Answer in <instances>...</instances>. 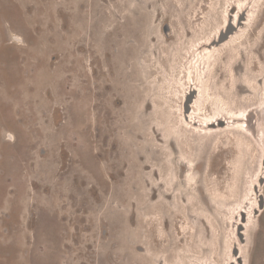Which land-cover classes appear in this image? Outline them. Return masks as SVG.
I'll return each instance as SVG.
<instances>
[{"label": "rangeland", "instance_id": "374dc122", "mask_svg": "<svg viewBox=\"0 0 264 264\" xmlns=\"http://www.w3.org/2000/svg\"><path fill=\"white\" fill-rule=\"evenodd\" d=\"M233 1L0 0V264H203L218 258L223 237L233 248L234 215L229 222L222 202L213 207L212 199L181 187L182 145L171 140L160 109L165 98L163 107L178 115L189 67L203 66L205 49H194L225 26ZM261 26L242 49L237 78L227 77L247 107L264 91V18ZM250 59L254 71H247ZM249 111L245 122L258 145L238 138L232 172L233 149L212 155L216 141L203 161L190 154L201 163L195 178L205 193L210 180L226 186L234 175L236 214L252 211L256 195H247V185L264 176L256 164L264 114ZM261 200L246 264H264V185ZM208 215L219 233L213 255ZM153 221L164 228L162 239ZM181 228L191 231L189 246ZM149 232V243L136 234Z\"/></svg>", "mask_w": 264, "mask_h": 264}, {"label": "bare ground", "instance_id": "6f19581e", "mask_svg": "<svg viewBox=\"0 0 264 264\" xmlns=\"http://www.w3.org/2000/svg\"><path fill=\"white\" fill-rule=\"evenodd\" d=\"M199 1L200 0H198V2ZM234 1H236V3H230L231 8H229L230 9L228 10L229 12L225 10L227 12L226 16H224L225 17L224 22L226 23L225 26H223L224 24L222 22L220 29L216 32V36L214 35L215 37L214 38L212 37L213 39L211 41L210 38L209 40L202 42L198 48L194 49V50L197 49L199 50L202 47L205 49V51L202 54L203 58L200 62H202L201 64L203 66H206V69L205 71H202V69L199 68L200 65L197 64V62L196 63L193 62V64H191V66L189 67L190 70H192L193 67L194 72L191 74V77H189L190 79L188 80L189 82L188 88L184 87L183 88L184 93L182 91H181L182 93L180 92L181 93L180 95L182 96H180L181 101L179 102V104L177 103L179 106L177 108L179 110L178 115L174 116V114H170L169 110H167L166 107H163V102L165 101V100L163 101V99L165 98H163L162 101L160 100L161 101L160 109L162 113L161 122H163L164 120L169 125V128L172 132L170 136L171 140L175 141L177 144L182 145L181 150L183 157L180 162L181 172H182L181 187H184L183 190L185 191V193H186L185 189L191 190L192 187L193 193H198V195L200 193L204 200L207 198L208 200L209 199H212V201L214 200L213 202L210 200L213 207L216 205L215 204L216 202L219 205H221L222 202V204L226 206L224 211L226 210V214L229 222L231 221L233 215L235 217L234 219L235 222L233 221V224L231 226L232 227L231 230L233 231V233H235L232 236L233 237L232 239L235 240L233 241V248H232V244L230 246L228 243L226 244L227 237H223V239H220L221 250L218 251L217 253L218 258L209 259V262H205L203 264H246L248 262V252H247L248 242L251 237V234L253 233V227L250 228L251 225H253L251 223L253 219L251 218L252 217L254 218L255 214L257 213V210L261 209L262 207L261 197L263 195L264 176H259L260 178L258 179L259 181L258 183L256 181L254 182L253 181L254 176H251L253 178H251V182H249L248 183L249 185H247L249 191L247 192V195H249L250 192L252 196H254V194L256 195L255 197L256 204L252 208V211L251 208L249 207L246 211L241 209L236 214V211L234 210L235 206L233 207L234 208L233 210L235 212L232 211L231 206L234 205L233 202H234L235 194L237 195L240 192L239 189L236 188L232 190L234 175L232 174V178H231L232 181L229 182V184L226 186H222V185L220 186L218 183L216 186V183L210 180L209 184L211 183V186L205 188L207 189V192L205 193L203 186H201V184H199L198 180L195 178V172L197 170L201 171L202 169L201 163H196L195 159H193V157L190 156L191 153L195 152L196 156L201 157L200 159L201 161H203L205 155L208 154L210 147L216 141V145L214 146L212 155L216 154L218 150L223 147L229 149L230 151L233 149L234 152L233 156L229 160L230 162L229 169L232 172L233 171L232 169H234L235 167L234 165L236 162V157L239 158V152H241L240 149L238 148L239 146L237 142L239 141L238 138L249 141L252 145H254V147L255 145H258L256 142L258 141V138L255 137V135L250 131V129H248L246 124H245L246 128L244 126L242 127V123L243 121H248V118L251 117L249 114L250 113L249 110L251 109H259L264 114V91L261 92V97H259V93H257L254 96L255 98L258 97L257 99L258 101H256L255 105L247 107L240 100H238V97L231 91V87H230L231 82L227 80V77L230 73H232V75H235V77L237 78L236 69L240 66L241 61H245L243 47L245 48L247 46L248 41L250 40L249 37L251 36L252 32H254L255 29L257 28L262 27L261 25L264 18V9H263L264 0H261V2L258 1L260 3H256L255 0H234ZM198 2L195 8L198 6ZM252 3L253 5L257 4L255 5L256 9L255 8L252 9L253 6L251 8L249 7L250 4ZM200 9L202 10L203 13L204 12L203 4L200 5ZM216 14L217 12L214 10L211 14L212 20L214 18H218ZM176 22L177 21L175 19H172V21H170V25L172 29H174L177 26ZM210 22L211 21H209V23ZM203 23L206 24L207 20H204ZM245 26L248 27L247 29L249 31V34L247 36L246 33L244 32V28H246ZM200 27L199 29H197V31L203 29ZM242 31L243 33H245L244 35ZM262 31H263L262 33L264 34V28ZM199 33L201 37L206 36L207 30L203 29ZM184 47L185 45L183 46V48H180L179 51H177L178 54L179 53L180 54L177 55L178 57H176V60L173 63L174 65L176 64L178 65L179 61H181V54L183 52ZM254 49H252V52L256 50ZM235 56H238L237 60L234 61L232 64H230L231 59ZM188 59H190V56L188 57ZM169 61L167 62L168 64ZM249 62L251 63L249 64ZM162 65H164V62L162 63ZM248 65L249 66L247 68V71H249L250 69H252L253 71L256 70L255 69L256 63H253L252 59L248 60ZM164 69L168 71L166 67ZM257 82L261 87L260 78H258ZM167 87L168 86L163 85V88L161 90L163 91L166 89L167 91H171V89L168 90ZM247 110L249 111V113H246ZM244 115H245V120H242V117ZM213 116H215V118H213ZM169 118L171 119L169 120ZM254 119H256V117H254ZM260 125H261L260 127L262 128L260 132L261 134H264V118H263V122ZM235 136H237L236 139ZM187 140H191V144H192L191 149L189 148ZM258 151L259 152H257V157H256L257 159L256 164L258 166L257 170L262 171L264 169V146L262 147V149H259ZM193 181L195 183L194 185L196 188H194V185L192 186ZM161 183L162 182L159 181L158 185L160 186ZM187 184L189 185V188L186 187ZM258 199H259V203L257 204ZM238 200H239V196H238ZM245 204H247V202H245ZM244 209H246V206H244ZM153 210L158 211V209H153ZM210 215L205 216L204 220L206 221V223H210V227L212 228L213 231L212 245L210 247L212 249V255H213V253L216 252V247H217L216 238L219 233ZM144 219L142 218L140 221V224L142 226L147 225L149 222L146 218ZM153 224L156 225L154 232L157 233V236L156 235L155 236L161 239L165 237L164 228H157L158 226L157 222L153 221ZM151 228L152 227H149V230ZM136 234L139 239L149 243L150 232H149V236L145 237L144 239L141 234L138 233ZM179 236L182 240H185L183 246L190 245L191 242L189 241V238L191 237L190 230L187 231L182 229L181 231H179ZM224 244L226 245L224 246ZM191 252H193L191 255L196 257V259L201 258L200 256H198L200 254L199 253L200 250H196L194 249V247H192Z\"/></svg>", "mask_w": 264, "mask_h": 264}, {"label": "water", "instance_id": "95a60500", "mask_svg": "<svg viewBox=\"0 0 264 264\" xmlns=\"http://www.w3.org/2000/svg\"><path fill=\"white\" fill-rule=\"evenodd\" d=\"M255 2H256V0H255ZM250 5H251V4H250ZM252 5H253V4H252ZM249 7L251 8L252 6H249ZM243 20H244V19H243ZM225 24H226V23H225ZM199 68L202 69V71H205L206 66H203V67L200 66ZM189 94H190V93H189ZM188 103H189V102H188ZM188 103H187V104H188ZM187 104H186V105H187ZM246 113H247V111H246ZM213 118H215V116H213ZM242 120H245V115L242 117ZM248 120H249V118H248ZM229 121H230V119H229ZM201 122H202V121H201ZM204 122H205V120H204ZM204 122H203V123H204ZM257 122H258V121H257ZM257 122H255L254 125H253V127H252V128H254V131H255V134H256V135H257V131H256V130H257V124H258ZM225 124H227V123H225ZM245 124H246V122L243 121L242 126L245 127ZM248 124H249V121H248ZM260 133H261V132H260ZM258 200H259V199H258ZM261 204H262V201H261ZM258 211H259V210H258Z\"/></svg>", "mask_w": 264, "mask_h": 264}]
</instances>
